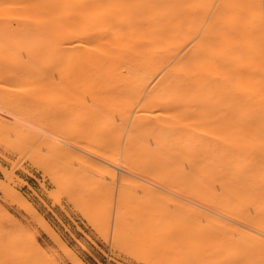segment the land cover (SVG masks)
Returning <instances> with one entry per match:
<instances>
[{
    "label": "rangeland",
    "instance_id": "obj_1",
    "mask_svg": "<svg viewBox=\"0 0 264 264\" xmlns=\"http://www.w3.org/2000/svg\"><path fill=\"white\" fill-rule=\"evenodd\" d=\"M21 77L0 73L4 104L25 105L0 109L1 264H264V153L232 148L246 107L205 104L173 122L170 151L130 132L145 124L112 105L113 89L75 73ZM36 78L54 82L37 90L51 103L33 99Z\"/></svg>",
    "mask_w": 264,
    "mask_h": 264
},
{
    "label": "bare ground",
    "instance_id": "obj_2",
    "mask_svg": "<svg viewBox=\"0 0 264 264\" xmlns=\"http://www.w3.org/2000/svg\"><path fill=\"white\" fill-rule=\"evenodd\" d=\"M22 55L27 61L16 69L1 60ZM46 72L79 74L90 88L115 90L112 105L136 107L131 120L145 124L130 132L170 151L178 144L173 122L198 116L205 104L246 107L232 148L264 153V0H0V73L25 79ZM39 79L36 96L54 85ZM4 102L5 114L25 106Z\"/></svg>",
    "mask_w": 264,
    "mask_h": 264
},
{
    "label": "snow or ice",
    "instance_id": "obj_3",
    "mask_svg": "<svg viewBox=\"0 0 264 264\" xmlns=\"http://www.w3.org/2000/svg\"><path fill=\"white\" fill-rule=\"evenodd\" d=\"M72 41L71 40H69V43H71Z\"/></svg>",
    "mask_w": 264,
    "mask_h": 264
}]
</instances>
